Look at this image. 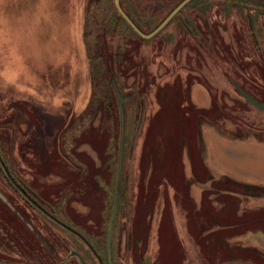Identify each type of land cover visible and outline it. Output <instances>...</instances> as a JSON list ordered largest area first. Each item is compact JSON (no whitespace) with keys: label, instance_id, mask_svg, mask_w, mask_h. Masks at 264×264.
Masks as SVG:
<instances>
[{"label":"rangeland","instance_id":"obj_1","mask_svg":"<svg viewBox=\"0 0 264 264\" xmlns=\"http://www.w3.org/2000/svg\"><path fill=\"white\" fill-rule=\"evenodd\" d=\"M133 1L160 21L180 0ZM114 8L0 0V261L100 264L101 234L102 264H264V180L210 148L264 142L241 92L264 105V0H190L144 40Z\"/></svg>","mask_w":264,"mask_h":264},{"label":"crops","instance_id":"obj_2","mask_svg":"<svg viewBox=\"0 0 264 264\" xmlns=\"http://www.w3.org/2000/svg\"><path fill=\"white\" fill-rule=\"evenodd\" d=\"M204 90L203 88L202 91ZM247 92L252 94L251 90L247 89ZM150 95L153 97V93ZM155 105L154 102L152 107L155 108ZM211 143L210 148L214 151L212 164L215 169L223 173L222 178L241 181L253 180L255 182L264 180V142L250 140L237 142L214 136Z\"/></svg>","mask_w":264,"mask_h":264},{"label":"trees","instance_id":"obj_3","mask_svg":"<svg viewBox=\"0 0 264 264\" xmlns=\"http://www.w3.org/2000/svg\"><path fill=\"white\" fill-rule=\"evenodd\" d=\"M182 0H180L179 2H181ZM178 2V3H179ZM178 3L174 4V5H177ZM124 12L130 17V19L132 20V22H134V24L142 31V32H145V33H150L163 19H161L160 21H156L155 20V16L157 15V10H162L164 8L163 5L156 7L155 9H152V11H150V13L147 14V16H142L140 15V8L137 6V3L136 1H133V0H122L120 2ZM175 6H173L174 8ZM172 8V9H173ZM115 9V8H114ZM115 12L116 14L122 18L120 16V14L116 11L115 9ZM156 14V15H155ZM123 19V18H122ZM124 20V19H123ZM124 23L126 22L125 20L123 21ZM126 25H127V28L131 30V32L134 34V38H138L139 40H144L141 36H139L131 27L130 25L126 22ZM123 35V40H124V44L123 46H119L120 48V51L118 53H121L120 55L122 56L121 58H124L126 59L127 57L130 58V55L128 53L129 51V42H130V37L128 35H126L125 31H124V34ZM125 61V60H124ZM126 64V63H125ZM124 64V65H125ZM154 78V77H153ZM152 78V79H153ZM157 84V83H155ZM151 93H153V97L156 98L158 100V98L162 95H165V91L163 92H157L156 91V86H155V89L154 87H151L150 90H146V94L150 95ZM161 93V94H159ZM159 95V97H158ZM167 99L165 98H159V102H163ZM142 112V111H141ZM143 115V112L141 113ZM56 206H54L55 208ZM53 212L55 213L54 209H52ZM63 217H66V218H69L71 220V216H72V213L68 212V214L66 213H63ZM73 219V218H72ZM73 220H76V219H73ZM78 221H82V220H78ZM101 236V237H100ZM99 236V240H102L103 237L102 235L100 234ZM102 244V242L100 243ZM101 248H102V245H99Z\"/></svg>","mask_w":264,"mask_h":264},{"label":"water","instance_id":"obj_4","mask_svg":"<svg viewBox=\"0 0 264 264\" xmlns=\"http://www.w3.org/2000/svg\"><path fill=\"white\" fill-rule=\"evenodd\" d=\"M190 0H182L180 3H178L168 14L167 16L148 34L143 33L142 31H140L137 26L131 21V19L126 15V13L122 10V8L120 7L119 4V0H115V7L118 10V12L121 14V16L124 18V20L130 25V27L142 38H150L152 36H154L156 33H158L170 20L171 18L185 5L189 2ZM242 94L247 98V100L249 102H251L254 106H256L257 108L261 109L262 111H264V105L258 103L257 101L253 100L252 98H250L246 93H244L243 91H241ZM116 196H117V191H116ZM72 255H77L76 252L74 251H70V253L68 254V257L72 256ZM0 264H10L7 262H2L0 261Z\"/></svg>","mask_w":264,"mask_h":264},{"label":"flooded vegetation","instance_id":"obj_5","mask_svg":"<svg viewBox=\"0 0 264 264\" xmlns=\"http://www.w3.org/2000/svg\"><path fill=\"white\" fill-rule=\"evenodd\" d=\"M75 215V214H74ZM73 214H72V216H71V221L73 220V219H76L77 221L78 220H80V219H77L76 218V216H74ZM73 218V219H72ZM79 236V235H78ZM79 238L82 240V241H84L85 239L84 238H82V237H80L79 236ZM86 241V240H85ZM97 243H96V249H97V251H98V254H96V257H97V260H98V262L100 263V264H102V261H103V259L105 260L106 259V261H108V263H110V260L112 259L111 257H113V254H112V251H111V249L107 252V246H106V243L104 244V242H103V239L102 240H99V238H98V240L96 241ZM102 242V244H100ZM88 247H89V249L91 250V252H92V250H93V246H91V244L89 245V244H87V243H85ZM99 245H102V248L99 246ZM92 247V248H91ZM93 252H95L94 250H93ZM92 252V253H93ZM84 254H86V253H84ZM72 256H75V255H72ZM87 257H88V255H87ZM89 258V257H88Z\"/></svg>","mask_w":264,"mask_h":264}]
</instances>
